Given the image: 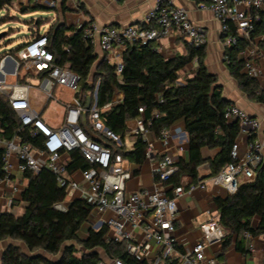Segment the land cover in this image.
Returning a JSON list of instances; mask_svg holds the SVG:
<instances>
[{
    "label": "built area",
    "instance_id": "obj_1",
    "mask_svg": "<svg viewBox=\"0 0 264 264\" xmlns=\"http://www.w3.org/2000/svg\"><path fill=\"white\" fill-rule=\"evenodd\" d=\"M32 3L50 8L55 6L48 0H32ZM198 6L210 10L220 23L222 44L225 47L236 46L239 39L247 43L239 51L238 57L243 61L245 73L258 80L261 72L255 64L257 55L251 33L257 22L264 24V0H201ZM82 27L84 38L103 54L112 52L115 47L124 50L127 43L139 46L156 43L173 31L193 47L204 46L206 42L204 30L188 18L183 8L175 6L173 0H154L153 7L144 15L140 26L97 28L93 23H88ZM120 66H117L118 72ZM31 79L38 82L37 86L27 83ZM79 82L76 73L55 65L45 33L27 40L15 56L0 58V93L7 99L20 126L29 131L31 139L39 141V147H35L22 142L19 137L4 142L0 140V145L4 146L3 180H10L14 167L21 174L30 172L33 178H37L41 170L47 169L54 175L58 186L66 189L68 196L78 191L81 200L92 206L99 220L91 228L97 230L106 225V240L123 242L128 255L147 260L150 264L172 262L177 246L174 236L178 214L176 200L186 192L205 189L206 183L180 184L173 189L172 197H167L164 183L177 171L176 164L180 157L165 153L151 167V189L130 192L128 182L131 172L124 168L127 161L120 154H114L108 144L112 142L118 147L124 146L119 137L105 126V116L113 102H106L102 106L98 104L99 82L86 93L78 90ZM258 83L259 89L264 92V81ZM56 87L70 92L73 101L54 100L53 91ZM34 89L44 101L32 97ZM88 98L90 103L86 111ZM51 100L63 108L54 126L43 118L44 108ZM138 112L140 115L132 120L134 125L127 134L141 137L147 143L145 161H150L152 145L148 139V125L143 118L144 108L140 107ZM84 113L86 119L83 124ZM155 117H158L157 113ZM224 118L228 122L236 121L238 137L231 150V162L223 166L211 181L226 195H233L240 183L252 181L257 171L264 173V129H261V122L257 118L233 103L227 106ZM241 138L246 139L242 153L239 147ZM158 140L164 147L167 146V131L162 132ZM74 151H78L92 166L88 170L78 171L85 183L83 188L66 169L69 154ZM238 177H241L240 182ZM66 208L65 203L55 205V209L60 211ZM202 230L211 239L222 241L224 233L219 217H212L209 223L202 225ZM245 237L249 238L248 235ZM149 243L157 247L153 257L148 255ZM204 249L203 242L197 241L181 257L182 262L217 264L215 258L205 257ZM99 264L109 263L103 261ZM112 264L123 263L116 259Z\"/></svg>",
    "mask_w": 264,
    "mask_h": 264
},
{
    "label": "trees",
    "instance_id": "obj_2",
    "mask_svg": "<svg viewBox=\"0 0 264 264\" xmlns=\"http://www.w3.org/2000/svg\"><path fill=\"white\" fill-rule=\"evenodd\" d=\"M17 1L0 0V13L10 10ZM200 1L196 0L197 3ZM43 8L29 3L21 6L19 12L24 15ZM45 20L38 18L31 23L38 31L46 24ZM233 30L231 27L232 33ZM263 34L264 24L257 22L251 37ZM39 35L36 32L29 39ZM45 35L55 65L68 68L79 76V91L86 93L93 90L99 82L97 96L100 106L110 102L115 93L123 95L122 102L113 103L105 116V126L119 137L122 144L128 132L127 122L140 115V107L144 108L143 118L153 139L159 138L177 121L184 120L187 156L179 158L177 171L164 183L167 197H172L173 189L185 176L194 184L202 181L198 179L197 172L201 165L208 163L209 176L213 177L231 162V150L239 128L237 123L224 118L230 102L222 97V88L217 84L216 76L207 70L205 45L196 48L185 43V54L165 58L155 42L144 46L127 43L118 72L117 66L107 61L106 54L100 57L84 38L83 27H67L56 21ZM246 44L239 39L236 46L226 47L225 66L245 97L264 106V92L259 89L258 80L243 72V61L238 57ZM22 46L2 56H15ZM195 59L197 67L194 76L180 84V73ZM15 137L39 147L38 139L29 137V131L20 126L7 99L0 95V140L4 142ZM108 144L114 154H120L129 163L142 165L145 161L147 143L141 137H135L131 149L123 145L118 147L112 142ZM203 149H218V153L213 159L206 160L202 156ZM3 153L4 146L0 145V180L5 177ZM91 167L78 151L69 154L66 163L69 173ZM23 177L26 187L21 198L27 207L19 217L10 213L0 215V240L20 243L26 251L17 244L10 245L3 253L1 264H99L103 262L102 255L110 261L118 259L123 264H150L147 260L128 255L123 242L106 240V225L97 230L85 228L93 211L88 202L76 199L67 205L65 211L55 209V205L67 201L68 194L65 188L58 186L49 170H41L37 178H33L30 172L23 173ZM214 203L224 233L222 252L234 243L237 252L249 253L245 235L255 238L264 234V173L257 171L252 181L240 183L235 194L217 197ZM255 218L258 223L253 226ZM82 233H85L84 237Z\"/></svg>",
    "mask_w": 264,
    "mask_h": 264
},
{
    "label": "crops",
    "instance_id": "obj_3",
    "mask_svg": "<svg viewBox=\"0 0 264 264\" xmlns=\"http://www.w3.org/2000/svg\"><path fill=\"white\" fill-rule=\"evenodd\" d=\"M54 3V7H44L49 16L48 24H44L39 28V34L45 33L49 26L54 22L64 24L67 27L79 28L88 23H93L97 28L112 26H140L143 23L144 15L153 7L154 0H48ZM32 3V0H18L15 4L19 6H27ZM173 4L183 8L188 15V18L201 27L205 32V64L209 73L217 78V84L222 88V97L230 103L244 109L250 116L257 118L261 122V129H264V106L259 103L249 101L245 95L239 90L237 83L230 76L225 66V49L222 44V31L220 23L215 19L213 13L208 9H202L198 6L196 0H173ZM32 14V13H30ZM25 15V14H24ZM44 18V17H39ZM185 40L177 32L173 31L163 37L159 42H156L159 53L165 58H173L175 55L185 54ZM253 48L256 51L255 64L260 68L261 75L258 81H264V34L253 39ZM95 52L102 57L103 53L95 46ZM123 50L120 47H115L114 50L106 54L107 61L111 65H121V55ZM3 57V56H1ZM197 67L196 59L190 63L181 73L179 83L184 84L187 79L194 76ZM245 73V71L243 70ZM44 101L43 99H39ZM123 95L115 93L111 102H122ZM65 101H73L72 96ZM50 104L45 106L43 112L44 120L51 126L57 124L58 119L63 113V108L56 103L54 106L57 109L46 111L50 108ZM60 110V111H59ZM59 113V114H58ZM57 120V121H56ZM134 125L133 121L127 122L128 129ZM168 145L163 146L157 139L148 137L149 143L152 145V157L150 161H144L142 165H135L128 161L124 163V168L131 172V179L128 182V190L130 192L151 189L152 187V165L160 159L165 153L186 157L188 150L187 135L185 133L184 120H179L173 124L168 130ZM127 137H135L127 134ZM260 137V133L257 134ZM125 138V139H126ZM125 141V140H124ZM132 145L130 147H132ZM246 139H239V147L241 153L244 151ZM125 147V144H124ZM127 149V147H125ZM131 149V148H129ZM218 153V149H203L202 156L204 159H213ZM14 163L16 160L14 159ZM199 182H205L206 187L203 190L196 189L190 193L186 192L177 198L178 214L175 220L174 236L177 241L175 249V257L172 264H184L182 256L190 250L197 241L203 242L205 245L204 253L207 259L215 258L217 264H264V234L255 238H248L249 253L241 254L235 250L232 243L224 252H222L221 241L211 239L204 234L202 225L209 223L212 217H219L214 203L217 197H225L226 193L213 185L210 177V169L208 163L201 165L198 168ZM72 176L77 180L80 187H85V183L81 180L78 171L72 172ZM198 182V183H199ZM183 185L192 183L188 176L181 179ZM197 184V183H195ZM26 187V180L16 167L12 171L9 181L0 180V215L5 213L13 214L19 217L23 214L27 203L21 198V194ZM16 188L14 191L13 189ZM76 199H81L78 191L71 193L67 198L65 205H68ZM99 220V216L92 211L90 221L85 225V228L92 227ZM258 219H253L252 224L256 226ZM81 236H85L82 233ZM13 244L19 245L26 251L20 243H15L11 240H0V264L5 250ZM148 255L153 257L157 252V247L149 243ZM103 256L104 262L112 264V261Z\"/></svg>",
    "mask_w": 264,
    "mask_h": 264
},
{
    "label": "rangeland",
    "instance_id": "obj_4",
    "mask_svg": "<svg viewBox=\"0 0 264 264\" xmlns=\"http://www.w3.org/2000/svg\"><path fill=\"white\" fill-rule=\"evenodd\" d=\"M19 11V6L14 4L7 12L0 13V57L9 50H14L22 46L32 36V34L36 33L37 29H35L34 24L31 22L36 21L39 17L45 18L49 16L48 12L45 10H39L32 14L25 15H22ZM48 20L49 19L45 20L46 24H48ZM27 83L32 86H37L38 82L31 79L28 80ZM31 95L34 99H42L41 94L36 89L31 92ZM68 97H71V93L61 89V87H56L53 91L54 100H65ZM49 104L50 108L46 111V114L52 110L54 111V109H57V107L54 108L56 103L53 102V100H51ZM132 142L133 138L127 137L124 141L125 147H127V149L131 148L130 146L132 145ZM238 181H241V177H238ZM70 196L71 195L68 197ZM78 249L81 251L79 246Z\"/></svg>",
    "mask_w": 264,
    "mask_h": 264
},
{
    "label": "water",
    "instance_id": "obj_5",
    "mask_svg": "<svg viewBox=\"0 0 264 264\" xmlns=\"http://www.w3.org/2000/svg\"><path fill=\"white\" fill-rule=\"evenodd\" d=\"M78 29H81V27L78 28ZM120 67H121V66H120ZM89 103H90V99L88 98V99H87V102H86V106H85V110H86V111H87L88 108H89ZM85 119H86V113H84L83 116H82V123H83V124L85 123ZM234 122L236 123V121H234Z\"/></svg>",
    "mask_w": 264,
    "mask_h": 264
}]
</instances>
